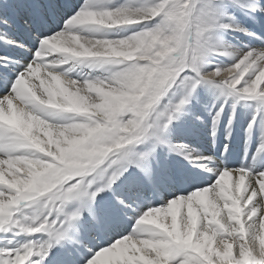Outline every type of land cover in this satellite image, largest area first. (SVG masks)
Returning a JSON list of instances; mask_svg holds the SVG:
<instances>
[{
    "label": "snow or ice",
    "instance_id": "1",
    "mask_svg": "<svg viewBox=\"0 0 264 264\" xmlns=\"http://www.w3.org/2000/svg\"><path fill=\"white\" fill-rule=\"evenodd\" d=\"M0 264H264V0H0Z\"/></svg>",
    "mask_w": 264,
    "mask_h": 264
}]
</instances>
